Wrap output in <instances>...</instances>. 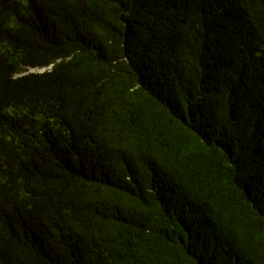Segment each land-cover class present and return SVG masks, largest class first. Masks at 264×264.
<instances>
[{
    "label": "trees",
    "instance_id": "obj_1",
    "mask_svg": "<svg viewBox=\"0 0 264 264\" xmlns=\"http://www.w3.org/2000/svg\"><path fill=\"white\" fill-rule=\"evenodd\" d=\"M0 264H264V0H0Z\"/></svg>",
    "mask_w": 264,
    "mask_h": 264
},
{
    "label": "water",
    "instance_id": "obj_2",
    "mask_svg": "<svg viewBox=\"0 0 264 264\" xmlns=\"http://www.w3.org/2000/svg\"><path fill=\"white\" fill-rule=\"evenodd\" d=\"M52 67H53V65L50 66V67H47V68H42V69L32 70L31 72L44 73V72H46V71L51 70Z\"/></svg>",
    "mask_w": 264,
    "mask_h": 264
},
{
    "label": "clouds",
    "instance_id": "obj_3",
    "mask_svg": "<svg viewBox=\"0 0 264 264\" xmlns=\"http://www.w3.org/2000/svg\"><path fill=\"white\" fill-rule=\"evenodd\" d=\"M30 71H32V70H30ZM47 72V71H46ZM30 73H34V72H30ZM45 73V72H44Z\"/></svg>",
    "mask_w": 264,
    "mask_h": 264
},
{
    "label": "rangeland",
    "instance_id": "obj_4",
    "mask_svg": "<svg viewBox=\"0 0 264 264\" xmlns=\"http://www.w3.org/2000/svg\"><path fill=\"white\" fill-rule=\"evenodd\" d=\"M31 72V71H30Z\"/></svg>",
    "mask_w": 264,
    "mask_h": 264
}]
</instances>
